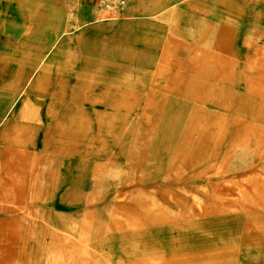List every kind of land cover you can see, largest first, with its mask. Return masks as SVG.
Masks as SVG:
<instances>
[{
	"label": "rangeland",
	"instance_id": "obj_1",
	"mask_svg": "<svg viewBox=\"0 0 264 264\" xmlns=\"http://www.w3.org/2000/svg\"><path fill=\"white\" fill-rule=\"evenodd\" d=\"M71 1H77L76 28L66 15ZM98 1L0 0V136L9 137L26 125L45 132L52 124L44 116L47 94L56 117L74 122L76 128L70 133L75 135L72 152L50 149L51 162L31 163L35 165L31 181L13 162L11 152L16 149L11 141H0V264H106L98 254H107L112 264H264V244L255 245L262 230L258 216L264 214V193L257 190L264 186L254 189L252 197L240 192L247 189L248 177L264 178V143L257 145L252 133L231 120V110L210 101L194 103L184 97L173 103L168 119L160 116L155 101L166 98L170 73L180 64L174 52L171 66L158 64L167 35L166 17L161 20L126 10L137 2L163 6L168 0H112L104 16ZM251 6L263 7L264 0ZM226 19L239 30L241 45L248 40L253 46H264V25H256L252 14ZM86 25L97 32L84 31ZM177 29L188 43L203 45L215 34L211 29L200 38L198 15L190 10L180 15ZM190 29L196 30L195 37ZM120 33L128 34L129 41L122 42ZM249 49L251 55L253 48ZM15 70L21 79L8 88ZM171 79L184 82L189 77L175 73ZM204 84L235 96L248 109L264 104L256 97L240 101L242 89L233 81ZM38 91L47 94L42 97ZM113 93L122 104L117 110L105 104ZM36 147L39 154V142ZM17 177L23 179L25 189L14 196ZM96 179L101 186L91 201ZM30 182L32 193L27 190ZM120 195L125 200L116 207ZM193 195L202 198L205 214L186 220L183 216L192 206ZM17 204L25 209L14 207ZM141 207L149 215L163 208L160 214L172 222H152L147 234L113 220L119 211L130 214ZM49 219L57 230L44 226L43 220ZM82 229L90 253L82 254L76 242ZM152 242L160 243L167 255L155 259Z\"/></svg>",
	"mask_w": 264,
	"mask_h": 264
},
{
	"label": "bare ground",
	"instance_id": "obj_2",
	"mask_svg": "<svg viewBox=\"0 0 264 264\" xmlns=\"http://www.w3.org/2000/svg\"><path fill=\"white\" fill-rule=\"evenodd\" d=\"M113 1L112 0H99L98 1L102 7V10L100 12L101 16L107 15L106 12H107V10H109L110 6L113 4ZM253 1H257V0H168L167 4H165L163 6H161V4H152V6H150L149 2H146V3L137 2V4L135 6L130 7V8H128V10H126V12H129V13L138 12V13H142V14L152 15V17L158 18V19L161 18V20H163L162 17H166L165 22L167 23L166 24L167 25V28H166L167 29V35H166V37L164 39V43L162 44V47H161V52H160L159 58H158V64L159 65L160 64H169V66H171L172 65V63H171L172 55L171 54L174 52L176 57L178 58L180 64L177 67L176 71H172L170 73L169 78H171L175 73L178 74L179 77H181V76H184L185 78L189 77V80L184 81V82H181V81L180 82H174V79L169 80V78H168L169 89L167 90L166 98L165 99H159V100L155 101L156 102V108L155 109L159 112L160 116H163L164 118L168 119L170 116V114H169L170 109H172V107L174 106L173 103L175 101L183 100L184 97L185 98L187 97V99L192 98L193 101H195L194 103H201L202 104L203 102L210 101V102H213L214 104H216L220 108L231 110L230 111L232 114L231 120L237 126H239L240 129H243L245 132L252 133L253 139L256 141L255 143L257 145L264 143V104L261 105L260 108L251 110L250 107L248 109V106L245 103L239 102V100L236 99L235 96L226 95L225 93H223L221 91L206 88V86L204 84V82L206 80H210V81L216 80V81H222V82H225V81H231L232 82L233 81V82L237 83V85H239L240 90L242 89V92H241L242 93L241 94L242 99L240 101H247L248 99H251L253 97L259 98L262 101L264 100V46H253L251 44V42L248 40H246L244 42V44L241 45L240 41H239V38L241 36L239 30H237L233 26H231L228 19H226V17H228V18H233V17L234 18H245L247 16V14H252L254 19H255L256 25H258V26H260L259 24L264 25V6L263 7L262 6L252 7L251 4L253 3ZM76 2L73 1L72 12L69 13L68 18H67L68 22L70 23V25L73 28H76L78 26V23H79V15L77 12H75ZM184 10H190L191 13L198 15V22H199V25L201 28L200 29L201 34L199 35L200 38L207 36L208 33L211 31V29H213L215 31V34L213 35V37L209 40V42L207 44L203 45V44H199V43H195V42L188 43L187 41H185L183 38H181L178 35L177 24H178L180 15L183 13ZM167 14H169V16H166ZM222 14L225 15L226 17L222 16ZM93 29L94 28L92 26L86 25L84 28V31L91 32L92 34H94L97 31H94ZM189 31H190L189 32L190 35L192 37H195L196 30L190 29ZM82 34H83V32H82ZM120 37H121L122 42L129 41L128 34H126V33H122L120 35ZM103 38H104V36H103ZM123 40H126V41H123ZM251 47L253 49L250 52L251 55H249L248 52L250 50L249 48H251ZM37 67H38V65H37ZM218 69L221 70V73H218ZM247 70L252 71V73L248 76L246 74ZM6 75L8 77V75H9L8 72L6 73ZM10 76H11V78H8V83H7L8 88H10V86L12 85V83L14 81L21 79V77L17 76V70H15V72H13L12 75L10 73ZM135 79H136V77H135ZM133 85L134 84H132V86ZM79 87H80V85H79ZM75 89H76V87H75ZM72 90L74 91V89H72ZM227 90H228V88H225L224 91H227ZM229 90L231 91L232 88L231 89L229 88ZM57 93H60V92H57ZM80 93H81V90H80ZM38 94H39V96L43 97V94H45V93H40L38 91ZM73 96H74V94H73ZM78 97H79V95H78ZM118 97H119L118 94L116 95L115 93H113L111 97H108L107 101L105 102L107 107H111L112 109L117 110L118 109L117 107H120V105H122L121 103L120 104L117 103ZM74 98L77 99V96ZM43 100H44V102L46 101L45 105L43 106V110L45 111V113H47V115H44V116H46L49 120L52 121V124L50 125L49 128L47 127V130L45 132H42V133L36 132L31 126L26 125L22 129H14L13 133L9 134V137L8 136H0V141H11V144L16 149V150L11 152L13 162H15L21 168V172L23 173L24 177H26V179L29 181H31V179H32L31 178L32 177L31 170H33L32 168H34V166H35V165L31 166L32 162H34V163L36 161H50L51 162V160L54 159V156H53V153L50 152V149L56 148V149H59L58 150L59 153L69 154L70 152H72V151H70V148L72 146H73V148L75 147V143H74L75 138L74 139L72 138L73 136L75 137V135L73 133H72V135H70V133L76 129V128H74L75 123L74 122H68V121L61 122L58 118V115L56 117V108L53 107L52 99L47 101L43 97ZM82 103H84V102H82ZM133 105H134V102H132L131 106H133ZM248 139L251 140L250 138H248ZM244 140L241 141L242 145L245 142ZM38 142L40 143L41 148H42V151L40 150L39 154H37V152L35 151V150H37L36 143H38ZM253 150H252V152H253ZM262 150H264V149H262ZM261 151H259L260 154H261ZM259 157H261V155ZM85 162H87V161L85 160ZM81 163H83V162H81ZM217 167H219V166H217ZM3 169H7V167L5 166ZM35 171H37V170H35ZM261 177H255V176L248 177V179L246 181V184H247L246 188L247 189L245 188L246 190L243 192L240 189L241 190L240 192L242 193L241 196L244 195L247 198L248 196H250L251 192H253L254 189L258 188V186L263 187L264 186V178H261ZM160 179H162V178H160ZM243 180H244V178H243ZM222 182H223V180H222ZM229 183H230V181H229ZM238 183H242V182H238ZM243 183H245V182H243ZM13 184H14V186H13L14 187V196H17L16 194H19V192H22L25 189L24 181L20 177H17ZM162 184H164V182ZM100 186H101L100 180L96 179L94 182V191H93V194L91 195V198H90L91 201H94L96 199ZM230 186H231V184H230ZM252 186H254L255 188H250ZM33 187H34V184L32 182H30L27 186V190L29 193L33 192ZM243 187H245V186H243ZM237 188H238V186H237ZM221 190H222V188H221ZM249 190H251V191H249ZM257 192L261 193V194L264 193V188L258 189ZM218 193H217V196H218ZM258 193H256L255 195H257ZM51 195H52V193H51ZM237 195H239L238 192H237ZM259 195H257V196H259ZM59 196H61V195H59ZM82 196H83V194H82ZM193 197H194V195H193ZM251 197H252V194H251ZM80 199H81V197H80ZM201 199L202 198H199L197 196H195L193 198V201L191 204L192 206L184 214V216H183L184 219L187 220V219H192V218H201L205 214L203 211L204 203ZM216 199H217V197H216ZM71 200H73V199L71 198ZM124 200L125 199H124L123 195L117 196L115 198V206L121 207L122 202H124ZM223 200H224V197H223ZM241 200L243 201L242 198H241ZM244 201H247V200L244 199ZM222 204H223V202H222ZM250 204H252V203L250 202ZM257 204H259V203H257ZM262 204H264V203H262ZM253 205H256V204H253ZM14 207L18 208L21 211L25 209L24 205H21V204L14 205ZM115 210H117V209H115ZM156 212H158L159 214H156L154 212V213L149 215L147 213L146 209L143 207H141L137 210L135 209V211L131 212L130 214L119 211L117 214H115L113 216V220L117 223H120V224L121 223L127 224L129 227L134 229L135 233L140 231V232H147V234H149V231L151 232V230L154 227L152 225V222L165 224V225H168L170 222H172V219L167 218L164 215L160 214L161 212H163V208L157 209ZM60 216H61L60 219H62V214ZM258 217H259L258 224L260 225V228H262V230H261L260 236H258V238H257L258 241L255 245L261 246V244H264V214H261ZM67 221H65V222H67ZM69 221H71V220H69ZM43 224L46 228H48L50 230H57V228L51 223L50 219L49 220H43ZM69 224H72V223H68V225ZM186 224H188V223H186ZM191 225H192V223H191ZM193 225H195V224H193ZM68 227H70L71 229L73 228V227H71V225H69ZM75 228H73V229H75ZM188 228H190V227L188 226ZM83 233H84V230H83V232H81L79 234L78 238L76 237V242L78 243L79 249L81 250L82 254H84L86 252L90 253V250H92V249H90V246L85 241L84 237L81 235ZM104 234H105V232H104ZM94 235L99 237V238L104 237L103 233L98 232V231H96ZM119 235H120V233H119ZM143 235H141V236H143ZM124 237H125V234H124L123 238ZM129 237H131V236H129ZM134 239H135V236H134ZM105 242H106V240H105ZM139 243H140V241H139ZM127 244H126V246H127ZM153 245L156 247V249L154 247V249H153L154 251H152V249H148V250H151L152 252H154V258L155 259H161L165 255H167V251L165 250V248L162 247V245H160V243L159 244L153 243ZM122 248H123V246H122ZM142 251H143V249H142ZM135 253L136 252H134V255H135ZM124 254H126V252ZM98 255L100 258L99 260H101L102 262H104L106 264H112V258L109 257L107 254H106L107 256L103 255V254L102 255L98 254ZM136 257H137V255H136ZM29 261H30V259H29Z\"/></svg>",
	"mask_w": 264,
	"mask_h": 264
},
{
	"label": "crops",
	"instance_id": "obj_3",
	"mask_svg": "<svg viewBox=\"0 0 264 264\" xmlns=\"http://www.w3.org/2000/svg\"><path fill=\"white\" fill-rule=\"evenodd\" d=\"M72 9H73V1H71V2H69L68 4H67V8H66V15H67V18H68V15H69V13H71L72 12ZM52 27H55V25H52ZM72 27V26H71ZM45 94H47V93H45ZM45 100H50L51 99V95H49V94H47V96L44 98Z\"/></svg>",
	"mask_w": 264,
	"mask_h": 264
}]
</instances>
